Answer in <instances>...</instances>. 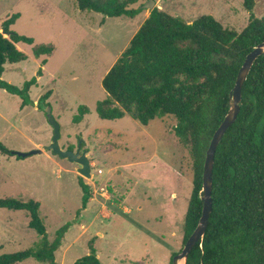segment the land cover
Masks as SVG:
<instances>
[{
  "label": "rangeland",
  "instance_id": "obj_1",
  "mask_svg": "<svg viewBox=\"0 0 264 264\" xmlns=\"http://www.w3.org/2000/svg\"><path fill=\"white\" fill-rule=\"evenodd\" d=\"M147 2L132 6L142 8L134 17H109L80 10L76 0H0V31L2 21L18 12L10 28L33 38V44L18 43L27 59L6 63L0 78L21 88L47 59L29 89L30 103L22 106L19 95L0 88V143L11 152L0 150V197L39 201L49 240L68 225L55 251L58 264H73L89 253L91 243L102 264H169L182 246L192 169L188 149L172 131L176 118L143 125L129 116L101 119L95 110L107 96L102 78L148 16ZM155 6L190 23L212 15L237 33L251 14H264V0H254L251 11L243 0H155ZM48 43L54 52L35 57L33 46ZM47 93L45 102L60 125V146L75 150L80 142L90 160L92 178L82 177L92 188L85 209L77 164L44 149L53 127L37 103ZM80 105L89 112L74 122ZM38 148L43 152L12 154ZM28 223L26 210L0 207V255L39 241ZM16 264L42 263L28 258Z\"/></svg>",
  "mask_w": 264,
  "mask_h": 264
},
{
  "label": "trees",
  "instance_id": "obj_2",
  "mask_svg": "<svg viewBox=\"0 0 264 264\" xmlns=\"http://www.w3.org/2000/svg\"><path fill=\"white\" fill-rule=\"evenodd\" d=\"M139 0H76L82 11L103 16L134 17ZM251 11L254 0H243ZM11 14L1 23L0 77L6 63L27 59L18 43L33 44V38L10 26L19 17ZM264 42V14L250 15L240 32L224 27L212 15H201L193 22L169 14L157 6L149 11L127 47L102 78L107 96L96 103L99 118L113 120L129 116L143 125L155 118L173 115V134L189 151L192 190L183 220L182 246L198 224L202 212V174L211 138L229 109V99L238 71L252 49ZM52 43L34 45L35 57L49 56ZM17 87L0 78V88L17 94L22 106L30 103L29 89L42 75ZM49 93L40 97L47 99ZM39 101L37 103L38 108ZM89 112L80 105L74 122ZM3 153L11 152L0 143ZM82 190L81 209L92 197L91 185L78 176ZM0 207L26 210L28 226L41 238L25 250L0 255V264H16L33 258L42 264H58L55 251L68 225L60 226L52 240L39 216V201L0 197ZM73 264H102L96 248ZM186 264H264V54L257 57L241 88L240 110L236 120L221 138L212 172V210L202 239L189 253Z\"/></svg>",
  "mask_w": 264,
  "mask_h": 264
},
{
  "label": "water",
  "instance_id": "obj_3",
  "mask_svg": "<svg viewBox=\"0 0 264 264\" xmlns=\"http://www.w3.org/2000/svg\"><path fill=\"white\" fill-rule=\"evenodd\" d=\"M154 4L155 0H148V2L143 6V8L151 10L153 9ZM263 54L264 42H261L246 55L238 71L234 86L230 94L229 109L224 119L221 121V123L215 130L206 151L202 174V194L200 196L201 200L203 201L201 216L199 218L197 226L195 227L191 235L188 237L181 250L173 256L172 264H186V259L189 253L191 252L192 248L197 242L202 239L205 234L209 214L212 210V172L214 166L215 151L227 128L232 125L237 118V115L240 110L241 88L255 60L258 56ZM39 106L40 109L45 113L48 122L53 127L52 140L50 144H48L44 149L51 151L52 154L60 158H64L70 162L76 163V172L78 173V175L87 179H91L92 170L89 157L87 156V151L81 150L80 142L75 150L63 149L58 142V139L60 137V125L52 114L51 106L49 104H46L44 99H41L39 101ZM42 152L43 150L38 148L33 149L27 153L12 152V154L18 157H25L32 154H40Z\"/></svg>",
  "mask_w": 264,
  "mask_h": 264
},
{
  "label": "crops",
  "instance_id": "obj_4",
  "mask_svg": "<svg viewBox=\"0 0 264 264\" xmlns=\"http://www.w3.org/2000/svg\"><path fill=\"white\" fill-rule=\"evenodd\" d=\"M38 79V78H37Z\"/></svg>",
  "mask_w": 264,
  "mask_h": 264
}]
</instances>
